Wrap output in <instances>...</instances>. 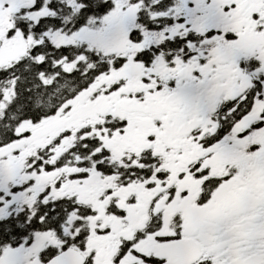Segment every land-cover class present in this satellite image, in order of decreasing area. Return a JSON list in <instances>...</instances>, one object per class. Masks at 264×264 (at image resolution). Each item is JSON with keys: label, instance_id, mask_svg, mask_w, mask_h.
Instances as JSON below:
<instances>
[{"label": "snow or ice", "instance_id": "6c2138e0", "mask_svg": "<svg viewBox=\"0 0 264 264\" xmlns=\"http://www.w3.org/2000/svg\"><path fill=\"white\" fill-rule=\"evenodd\" d=\"M0 264H264V0H0Z\"/></svg>", "mask_w": 264, "mask_h": 264}]
</instances>
